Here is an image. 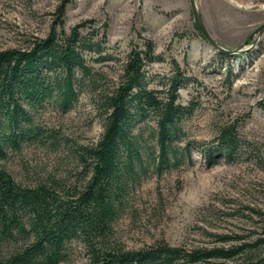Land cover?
I'll use <instances>...</instances> for the list:
<instances>
[{"label":"trees","instance_id":"trees-1","mask_svg":"<svg viewBox=\"0 0 264 264\" xmlns=\"http://www.w3.org/2000/svg\"><path fill=\"white\" fill-rule=\"evenodd\" d=\"M59 1L45 36L0 50V264H77L74 242L83 244L86 264H228L242 258L240 264H264L261 253L252 257L264 247V225L261 237L229 246L157 242L134 249L115 237L134 187L149 173L161 175L191 159V143L179 141L198 103H183L180 88L200 83L173 58L171 72L158 77L162 87H150L154 76L146 67L162 56L146 39L126 53L119 82L105 85L97 65L120 59L106 47L105 34L97 39L94 19L67 31L66 10L74 0ZM226 74L236 76L231 68ZM84 94L100 110L98 139L79 142L41 120L48 110L70 112ZM259 105L264 109V99ZM217 141L197 144L211 165L220 155L233 158L238 148L233 127L222 128ZM30 146H69L76 167L67 175L36 172L32 182H20L7 164ZM234 238L240 236H218L225 243Z\"/></svg>","mask_w":264,"mask_h":264},{"label":"rangeland","instance_id":"rangeland-1","mask_svg":"<svg viewBox=\"0 0 264 264\" xmlns=\"http://www.w3.org/2000/svg\"><path fill=\"white\" fill-rule=\"evenodd\" d=\"M59 0H0V50L24 48L35 37L45 36ZM206 27L229 49L240 47L264 23V0H197ZM94 19L99 37L120 60L97 67L105 85L120 80L122 63L133 43L146 39L162 57L147 65L154 78L150 87L161 88L159 75L171 72V61L199 81L180 88L181 101H197L194 114L185 120L191 159L164 171L149 173L134 187L130 208L115 224V237L125 246L139 249L157 242L172 246L213 247L253 241L264 225V32L256 47L236 54L220 53L198 30L190 0H74L68 5L65 28ZM91 27L84 33H88ZM235 77L228 78V69ZM227 69V70H226ZM96 100L84 94L66 114L43 112L41 120L79 142L99 138L103 121ZM233 127L238 148L233 158L220 155L209 164L197 147L216 144L224 127ZM29 166V167H28ZM20 182H32L35 173L65 174L75 169L70 147L30 146L7 164ZM219 235H238L220 242ZM72 259L88 262L81 242H74ZM264 247L255 249L252 257ZM245 258L226 261L240 264ZM223 264L225 261H216Z\"/></svg>","mask_w":264,"mask_h":264},{"label":"water","instance_id":"water-1","mask_svg":"<svg viewBox=\"0 0 264 264\" xmlns=\"http://www.w3.org/2000/svg\"><path fill=\"white\" fill-rule=\"evenodd\" d=\"M191 2V6H192V11H193V16H194V20H195V24L198 28V30L200 31V33L203 35V37L205 39H207V41H209L211 43V45L213 47H215L219 52L223 53V54H236V53H241V52H245L247 50H250L254 47H256L261 35L264 32V23L261 24L256 30L255 32L252 34V36H255L253 43H251L250 45H247L248 40L245 41V43L243 45H241L238 48L235 49H229L223 45H221L210 33V31L208 30V28L206 27V24L203 20V17L201 15V12L199 10L198 4H197V0H190Z\"/></svg>","mask_w":264,"mask_h":264},{"label":"bare ground","instance_id":"bare-ground-1","mask_svg":"<svg viewBox=\"0 0 264 264\" xmlns=\"http://www.w3.org/2000/svg\"><path fill=\"white\" fill-rule=\"evenodd\" d=\"M221 53V52H220Z\"/></svg>","mask_w":264,"mask_h":264}]
</instances>
